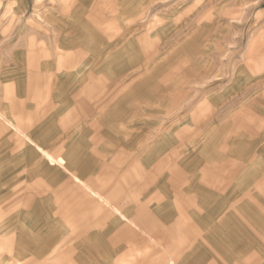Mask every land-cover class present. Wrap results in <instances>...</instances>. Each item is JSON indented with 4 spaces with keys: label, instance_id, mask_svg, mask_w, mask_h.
Wrapping results in <instances>:
<instances>
[{
    "label": "rangeland",
    "instance_id": "374dc122",
    "mask_svg": "<svg viewBox=\"0 0 264 264\" xmlns=\"http://www.w3.org/2000/svg\"><path fill=\"white\" fill-rule=\"evenodd\" d=\"M62 1L0 0V264H264V0Z\"/></svg>",
    "mask_w": 264,
    "mask_h": 264
},
{
    "label": "crops",
    "instance_id": "0c3cea01",
    "mask_svg": "<svg viewBox=\"0 0 264 264\" xmlns=\"http://www.w3.org/2000/svg\"><path fill=\"white\" fill-rule=\"evenodd\" d=\"M69 2H70V0H66V5L63 3V1H62V6L64 7V8H68V7H70V6H72L73 5V3L75 2L76 3V0H73V2L72 3H70V5H68L69 4ZM17 5H18V7H19V5H20V2L19 1H17ZM16 6V5H15ZM15 6L13 7V8H15ZM66 9H64V10H66ZM5 117V116H4ZM6 121H8V123L9 124H11V125H13V123L10 121V120H8V118H6L5 119ZM14 126V125H13ZM18 132H20L21 133V135H23L24 136V139L26 140V141H32L33 143H34V139L32 138V136H29L27 133H24L23 131H21V130H18ZM33 139V140H32ZM37 145V144H36ZM37 148L38 149H40L41 150V152L50 160V162H52V161H54L53 163H55V164H58V165H61V166H63V165H65L66 163H67V160L64 158V157H61V156H57V157H55V156H53L51 153H49L48 151H46L45 149H43L42 147H40V146H37ZM50 155V156H49ZM51 157H53V158H51ZM52 159V160H51ZM76 177V176H75ZM79 181H81V179H79L78 177H76ZM9 236L8 235H6V239L5 240H9Z\"/></svg>",
    "mask_w": 264,
    "mask_h": 264
},
{
    "label": "bare ground",
    "instance_id": "6f19581e",
    "mask_svg": "<svg viewBox=\"0 0 264 264\" xmlns=\"http://www.w3.org/2000/svg\"><path fill=\"white\" fill-rule=\"evenodd\" d=\"M50 156V155H49ZM51 158H53V157H51ZM52 160V159H51ZM52 162H54V161H52Z\"/></svg>",
    "mask_w": 264,
    "mask_h": 264
}]
</instances>
